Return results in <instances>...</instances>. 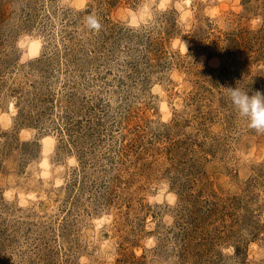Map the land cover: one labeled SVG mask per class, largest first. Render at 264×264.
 I'll list each match as a JSON object with an SVG mask.
<instances>
[{
  "label": "rangeland",
  "instance_id": "374dc122",
  "mask_svg": "<svg viewBox=\"0 0 264 264\" xmlns=\"http://www.w3.org/2000/svg\"><path fill=\"white\" fill-rule=\"evenodd\" d=\"M228 86L264 94V0H0V264H264Z\"/></svg>",
  "mask_w": 264,
  "mask_h": 264
},
{
  "label": "clouds",
  "instance_id": "9594fccd",
  "mask_svg": "<svg viewBox=\"0 0 264 264\" xmlns=\"http://www.w3.org/2000/svg\"><path fill=\"white\" fill-rule=\"evenodd\" d=\"M187 52V47L182 42ZM238 116L248 122V127L264 133V94L259 91L249 95L239 87H222Z\"/></svg>",
  "mask_w": 264,
  "mask_h": 264
}]
</instances>
